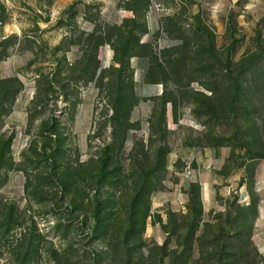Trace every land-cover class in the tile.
Returning <instances> with one entry per match:
<instances>
[{
    "label": "rangeland",
    "instance_id": "1",
    "mask_svg": "<svg viewBox=\"0 0 264 264\" xmlns=\"http://www.w3.org/2000/svg\"><path fill=\"white\" fill-rule=\"evenodd\" d=\"M262 165L264 0H0V264H264Z\"/></svg>",
    "mask_w": 264,
    "mask_h": 264
},
{
    "label": "trees",
    "instance_id": "2",
    "mask_svg": "<svg viewBox=\"0 0 264 264\" xmlns=\"http://www.w3.org/2000/svg\"><path fill=\"white\" fill-rule=\"evenodd\" d=\"M143 30H144V26H143ZM144 31H147L146 25H145V30ZM186 46H187V42L184 41L183 42V45L181 47L182 48L183 47L186 48ZM114 52L116 53V56H118V62L122 65V69L119 68L117 70L118 71V78L123 79L124 77H130L129 76L130 73L129 74L126 73L127 66L125 65V59H124V56H125V53H126L125 52V49L114 47ZM186 52H188V51H186ZM155 59L156 58L154 56V58H153L154 63H153V61H150L149 65H148L147 74H146L147 75V78H150V79H151V77L154 78L153 77L154 76V69L156 67H158V69L161 70V68H159L160 67L159 64L156 62ZM184 59H188V56H184ZM153 64H154V66H153ZM96 72L97 71H95L93 73V78L96 77V74H97ZM228 74H229V72H228ZM230 74H231V72H230ZM157 80H159V79H157ZM232 83H233V86L236 87L235 89L239 90L241 88L240 85H239V83H238V81L236 80L235 77H233ZM209 90L212 91V94L211 95L212 96H215L216 92L213 89H211V88H209ZM165 95H167V92H166V94L165 93L164 94H161V96L159 97V99L161 101L160 103H161L162 106L166 105L168 102H171V101H169V99H167V96L165 97ZM131 96H132V94H131ZM205 97H206V99H211V97H209V96H205ZM124 99H126V98L124 97ZM119 100H120V98H119ZM190 211H191V214H192L191 216H192L193 221H198V216L200 214V207H199V210L198 211L196 210L195 207H191L190 208ZM198 212H199V214H198Z\"/></svg>",
    "mask_w": 264,
    "mask_h": 264
},
{
    "label": "crops",
    "instance_id": "3",
    "mask_svg": "<svg viewBox=\"0 0 264 264\" xmlns=\"http://www.w3.org/2000/svg\"><path fill=\"white\" fill-rule=\"evenodd\" d=\"M139 90L142 93H146V92H148V90H150L151 93H153V94H158L160 92V89H159V87L157 85L154 88H150V89L146 85H142V86H140ZM211 162H212V160H211ZM211 164L213 166V163H211ZM194 174H195V181L199 182V184L202 187V199H203V201H206L207 198H208L207 197L208 193H207V189L206 188H207V185H208V183L210 181V177H211L210 176V171H208V170H199V171H196V173H194ZM184 177L185 178L183 179L182 188L186 190L188 188V186H189V181H188V179L186 177V174H185ZM256 182H257V185H259L260 183L264 184V165H262V166H260L258 168ZM239 192H240V195H239L240 198H245V199L247 198V196H248L247 194L248 193L246 192L245 189L241 188ZM261 214H262L261 206H259L258 214H257V217H256V222H259Z\"/></svg>",
    "mask_w": 264,
    "mask_h": 264
},
{
    "label": "built area",
    "instance_id": "4",
    "mask_svg": "<svg viewBox=\"0 0 264 264\" xmlns=\"http://www.w3.org/2000/svg\"><path fill=\"white\" fill-rule=\"evenodd\" d=\"M186 177H188V178H190V179H191V177H192V174H191V172L187 171V172H186Z\"/></svg>",
    "mask_w": 264,
    "mask_h": 264
}]
</instances>
